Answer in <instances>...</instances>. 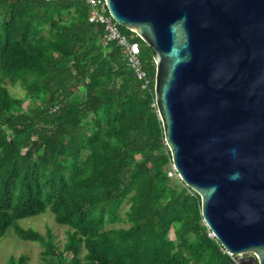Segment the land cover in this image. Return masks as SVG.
Here are the masks:
<instances>
[{"label": "trees", "instance_id": "1", "mask_svg": "<svg viewBox=\"0 0 264 264\" xmlns=\"http://www.w3.org/2000/svg\"><path fill=\"white\" fill-rule=\"evenodd\" d=\"M88 12L83 0H0V237L12 227L38 242L41 264H236L209 236L200 196L171 177L152 49L136 37L142 87ZM46 210L67 227L62 246L18 224Z\"/></svg>", "mask_w": 264, "mask_h": 264}, {"label": "water", "instance_id": "2", "mask_svg": "<svg viewBox=\"0 0 264 264\" xmlns=\"http://www.w3.org/2000/svg\"><path fill=\"white\" fill-rule=\"evenodd\" d=\"M153 51L180 180L236 264H264V0H106Z\"/></svg>", "mask_w": 264, "mask_h": 264}, {"label": "rangeland", "instance_id": "3", "mask_svg": "<svg viewBox=\"0 0 264 264\" xmlns=\"http://www.w3.org/2000/svg\"><path fill=\"white\" fill-rule=\"evenodd\" d=\"M6 84L12 95L22 97L24 96L23 89L16 84H12L6 80ZM29 104V100L26 99L23 106L26 107ZM171 177L177 178V174L171 170ZM128 203L124 202L120 208L122 217H125V211L128 209ZM18 224L23 227H33L34 229L45 233L46 230H50L54 236V242L62 246L66 238V226L55 223L53 215L49 210L44 213L22 218L18 221ZM113 225L127 226V222L114 223ZM169 238L174 239V232L171 230L168 233ZM41 250L42 246L38 242L23 240L19 238L12 227L6 230V232L0 237V264H8V259L11 255L18 256L25 254L28 256V260L24 264H41ZM69 256L68 253H66Z\"/></svg>", "mask_w": 264, "mask_h": 264}, {"label": "built area", "instance_id": "4", "mask_svg": "<svg viewBox=\"0 0 264 264\" xmlns=\"http://www.w3.org/2000/svg\"><path fill=\"white\" fill-rule=\"evenodd\" d=\"M83 2L89 6L88 21L98 22L103 25L105 31V42L114 41L117 45H119L126 58L127 64L132 68L136 77L143 81L142 87L147 86L149 78L147 77L140 58L141 47L139 39L136 38L137 35L135 33L133 35H127L121 32L118 23L108 12L106 0H83ZM209 236L214 237L213 232L210 230ZM223 251L234 259V255L232 253L227 251L225 248H223Z\"/></svg>", "mask_w": 264, "mask_h": 264}]
</instances>
